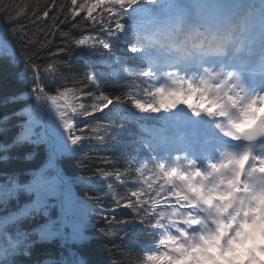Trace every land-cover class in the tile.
Listing matches in <instances>:
<instances>
[{
	"label": "snow or ice",
	"instance_id": "6c2138e0",
	"mask_svg": "<svg viewBox=\"0 0 264 264\" xmlns=\"http://www.w3.org/2000/svg\"><path fill=\"white\" fill-rule=\"evenodd\" d=\"M0 13L41 25L19 33L27 87L0 97L13 106L0 114V165L44 151L39 166L0 173V264H93V221L114 247L144 234L134 264H264V0H0ZM75 49L83 79L60 58ZM0 51L16 59L3 40ZM86 144L122 163L78 177V194L60 161ZM93 177L110 210L93 207ZM55 244L68 254L31 260Z\"/></svg>",
	"mask_w": 264,
	"mask_h": 264
},
{
	"label": "trees",
	"instance_id": "16d2710c",
	"mask_svg": "<svg viewBox=\"0 0 264 264\" xmlns=\"http://www.w3.org/2000/svg\"><path fill=\"white\" fill-rule=\"evenodd\" d=\"M16 3H34L35 0H14ZM41 25L33 26L30 21L26 18H22L19 21H9L7 16L0 13V40L12 48L16 54V59L13 60L12 57L8 56L6 53L0 51V97L16 93L21 90V88H26L27 86L21 82L18 73L23 72V56L21 55V45L19 42V33L23 27L25 32H34L37 27ZM65 32L71 31V29L64 25L62 26ZM63 46V37L57 35L52 40L51 51H56L58 48ZM80 49H75L72 53H66L60 58L66 62V64L71 66V74L78 75L83 79V73L88 70L87 65L84 63L82 56H85ZM117 55H123V52H117ZM45 58L47 53H44ZM69 75L68 68H63L61 73H57L54 78H45L43 83L45 86L52 90L58 87L62 81L63 76ZM103 89L108 92L117 91L111 83H105ZM13 106H9L7 109H0V114L4 111H11ZM53 119H55L54 114H52ZM98 123L106 124V120H98ZM134 132L135 128L132 129ZM127 138V137H123ZM39 155L36 160L31 165H23L20 161L10 162L8 165H0V173H3L5 169L8 172H12L20 167H37L41 164L44 159L43 149H39ZM122 163L120 159V154L118 151L107 148L100 147L98 145H85V153H81L76 156L63 158L60 161L62 170L64 174L72 181H74L73 187L78 194H82L88 189L82 183L75 182L78 177H89L93 175V172L97 167L104 168L107 171L112 170V164L119 166ZM5 179L3 174H0V182ZM97 187L91 191V195L95 196L96 199L93 201V207L96 209L110 210L114 205L112 202V197L107 193L104 187L103 180H97L93 177ZM116 184L114 180L111 181ZM123 191L120 185H116ZM55 203V201H53ZM52 215L55 217L59 209L56 207L52 208ZM116 215L121 219L130 218V214L126 213L124 210H118ZM96 227L89 228V234L96 233L95 242L87 250L89 258L92 260L93 264H134L137 256L141 252V247L146 243V239L143 233L138 236H132L130 239L116 240L114 242L115 247L112 242L104 240L103 237L99 236L98 227L104 226L103 222L93 221ZM128 231L131 233L132 229L129 227ZM70 247V246H69ZM68 250L65 247H60L58 244L48 246L46 248L37 249L33 256L32 261L42 260L48 256H53L58 258L61 255H67Z\"/></svg>",
	"mask_w": 264,
	"mask_h": 264
}]
</instances>
